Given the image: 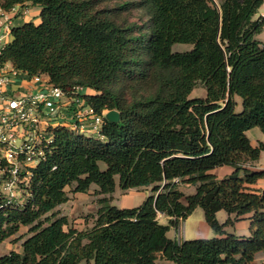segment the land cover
Returning a JSON list of instances; mask_svg holds the SVG:
<instances>
[{"label": "trees", "instance_id": "obj_1", "mask_svg": "<svg viewBox=\"0 0 264 264\" xmlns=\"http://www.w3.org/2000/svg\"><path fill=\"white\" fill-rule=\"evenodd\" d=\"M263 5L0 0L5 12L38 7L41 20L11 28L2 63L23 77L46 76L69 97L76 87L89 90L80 97L103 120L95 136L52 129L44 158L19 188L23 201L0 190V244L22 249L0 256V264H254L264 254V189L251 186L264 170L252 167L264 143L253 147L247 132L264 133ZM133 11L142 24L118 20ZM177 44L191 48L175 51ZM199 86L205 96L192 97ZM109 111L119 112V123L106 120ZM222 167L233 172L218 178L213 171ZM92 186L104 197L91 227L80 231L58 208ZM118 187L151 191L138 207L119 208L111 205ZM198 208L215 237L170 238ZM220 211L229 214L224 224ZM246 215L248 237L225 231Z\"/></svg>", "mask_w": 264, "mask_h": 264}, {"label": "built area", "instance_id": "obj_2", "mask_svg": "<svg viewBox=\"0 0 264 264\" xmlns=\"http://www.w3.org/2000/svg\"><path fill=\"white\" fill-rule=\"evenodd\" d=\"M0 12V27L8 32L9 15L15 11ZM2 18L5 22L1 23ZM5 41V34H0V42ZM3 48L0 46V190L13 199L20 184L28 186L30 169L44 158L53 128L67 126L79 133L98 134L103 120L80 97L86 89L76 87L69 97L44 75L23 77L2 63Z\"/></svg>", "mask_w": 264, "mask_h": 264}, {"label": "rangeland", "instance_id": "obj_3", "mask_svg": "<svg viewBox=\"0 0 264 264\" xmlns=\"http://www.w3.org/2000/svg\"><path fill=\"white\" fill-rule=\"evenodd\" d=\"M215 1H218V0H215ZM109 6H112V4H109ZM33 19H36V17H33ZM118 20L120 21L127 20L130 23L136 22L138 24H142L145 21L143 16H141V12L139 11H133L130 13L120 14ZM190 48H191L190 45H185V44H177L174 46L175 51H186V49H190ZM204 95H205V90L201 86H199L197 89H195V91L193 92L191 96L197 98V97H203ZM248 132H249L248 136L254 143H256L258 139H260L259 138L260 136H262V138L264 137V134L257 128L252 129ZM86 135L95 136L96 133L92 132V133H87ZM260 164L264 166V152L261 155ZM21 186L22 184H20L19 188H21ZM183 189H184V192L188 193L190 190V187H183ZM192 193H194V191H192ZM149 195H150V189H147V190L140 189L138 191H123L118 187L115 193L113 194V197H112L113 201L111 202V205H115L119 208L132 207V206L137 207ZM69 196H70V201L58 208L59 213L63 216L68 217V219L70 220L71 226L73 228L81 230V229H87L91 227L93 220L95 218V215L98 209L101 207L100 199H102L104 196L99 193V189L96 186H92L86 194L70 193ZM23 198H24V193L20 191L19 189L13 199H16L18 201H23ZM129 200L133 202L124 204L125 202ZM216 217H217V220L221 224H224L228 220L229 214L226 211H220L217 213ZM160 222L163 223L165 221L164 219H161ZM243 223L244 222L240 220L236 221L234 225H228L225 228V231L227 233H232V232L237 233V231H243L244 230V228H242L244 227ZM238 224H241V225L238 226ZM180 231H181V236L185 240H195V239H200V238L201 239L202 238L211 239L215 237V233L207 224L204 211L201 208L196 209L187 219H185L181 223ZM23 232H25V230L22 231V233ZM169 235L170 236L174 235V229L169 233ZM10 250L21 251L22 250L21 243L14 245L10 241H7V243H5L4 245L0 247V255H2V253H7Z\"/></svg>", "mask_w": 264, "mask_h": 264}, {"label": "crops", "instance_id": "obj_4", "mask_svg": "<svg viewBox=\"0 0 264 264\" xmlns=\"http://www.w3.org/2000/svg\"><path fill=\"white\" fill-rule=\"evenodd\" d=\"M2 9L0 8V11H1ZM21 10V11H20ZM0 14H1V12H0ZM34 15H36V16H34ZM39 15H40V9L38 8V7H33V6H26V7H24V8H22V7H16L15 8V13H12V14H10L9 15V22H8V26L10 27V30L8 31V32H6V30H5V28L4 27H0V34H5V36H6V41L5 42H0V46H3V47H5L8 43H10L11 42V40H12V37H11V28L12 27H14V26H21L22 24H24V23H27V22H34L35 24H39L40 22H41V20H40V18H39ZM258 16H264V5L261 7V9L259 10V13H258ZM33 17H36V19H33ZM2 22H5V19L4 18H2V20H1V23ZM258 39L264 44V30H263V32L258 36ZM9 66H11V64H8ZM12 67V66H11ZM195 91V90H194ZM193 91V92H194ZM193 92H192V94H193ZM91 92L89 91V90H85L84 92H83V94L84 95H87V94H90ZM205 96V95H204ZM203 96V97H204ZM255 129V128H254ZM257 129H259V128H257ZM260 130V129H259ZM261 131V130H260ZM248 133L249 132H247V136H248ZM264 134V133H263ZM248 138L250 139V137L248 136ZM260 139H258L257 141H256V143H254L251 139H250V141H251V144H252V146L253 147H257L258 145H259V143H264V137L262 138V136H260L259 137ZM263 153V152H262ZM262 153H261V155H262ZM261 163V156H260V159H259V161H257L256 163H254V166L252 167V169L253 170H255V171H262V170H264V166L263 165H261L260 164ZM233 172V169L232 168H230V167H222V168H218V169H216V170H214L213 171V173L214 174H216L217 176H218V178H223V177H225V176H227V175H229V174H231ZM183 187H190V190H189V192L187 193V192H184V189H183ZM253 189H264V180H259L258 182H257V184H255V185H252L251 186ZM143 189H145V190H147V189H150V188H143ZM179 190L181 191V192H183L185 195H192V194H194L195 193V187L194 186H191V185H180L179 186ZM129 191H138V190H129ZM150 191H151V189H150ZM192 191H194V193H192ZM192 193V194H191ZM144 194V193H143ZM142 194V195H143ZM137 196V195H136ZM135 196V197H136ZM135 197H134V199H135ZM148 197V196H147ZM146 197V198H147ZM25 198V197H24ZM23 198V199H24ZM133 199V200H134ZM145 201V200H144ZM143 201V202H144ZM133 201H131V200H129V201H127V202H125L124 204H126V203H132ZM142 202V203H143ZM141 203V204H142ZM140 204V205H141ZM132 207H135V206H132ZM132 207H123V208H132ZM138 207V206H137ZM249 217H250V215H246V216H244L240 221H242V222H244L243 224H244V227H242V228H244V230L243 231H237V233L235 232H232L234 235H238L237 237H239V238H243V237H248L249 235H250V229H251V220L249 219ZM159 221L161 220V219H164V221L165 222H160L161 224H164V225H167L168 224V218L167 217H165L164 215H159ZM182 223V222H181ZM239 225H241V224H238V226ZM174 228H172V229H170V231H169V233L173 230ZM81 230H84V229H81ZM80 230V231H81ZM181 224H180V226H179V228L178 229H174V235L173 236H170L169 235V233H168V236L170 237V238H172V239H177L178 241H183V240H185V239H183V237L181 236ZM201 239V238H200ZM5 243H7V241L6 242H4V243H2V244H0V247L2 246V245H4ZM10 251H12V250H10ZM9 251V252H10ZM9 252H7V253H9ZM7 253H2V255H5V254H7ZM2 255H0V256H2ZM262 263H264V254H259V255H257V257H256V260H255V262H254V264H262Z\"/></svg>", "mask_w": 264, "mask_h": 264}, {"label": "water", "instance_id": "obj_5", "mask_svg": "<svg viewBox=\"0 0 264 264\" xmlns=\"http://www.w3.org/2000/svg\"><path fill=\"white\" fill-rule=\"evenodd\" d=\"M105 118L109 122L119 123L120 122V114L117 111H109L106 113Z\"/></svg>", "mask_w": 264, "mask_h": 264}]
</instances>
